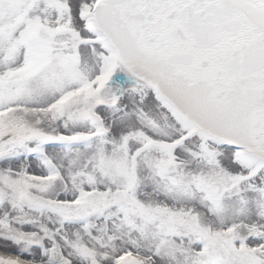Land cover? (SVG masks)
I'll return each mask as SVG.
<instances>
[{"label":"snow or ice","instance_id":"6c2138e0","mask_svg":"<svg viewBox=\"0 0 264 264\" xmlns=\"http://www.w3.org/2000/svg\"><path fill=\"white\" fill-rule=\"evenodd\" d=\"M0 264H264V0H0Z\"/></svg>","mask_w":264,"mask_h":264}]
</instances>
